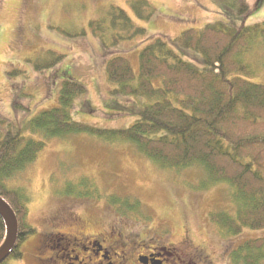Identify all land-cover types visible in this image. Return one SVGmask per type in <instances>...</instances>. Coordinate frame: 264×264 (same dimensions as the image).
Wrapping results in <instances>:
<instances>
[{
	"label": "rangeland",
	"instance_id": "obj_1",
	"mask_svg": "<svg viewBox=\"0 0 264 264\" xmlns=\"http://www.w3.org/2000/svg\"><path fill=\"white\" fill-rule=\"evenodd\" d=\"M133 1L140 0H0V121L22 129L41 112L57 107L63 82L73 79L87 89L74 102V121L104 129L128 128L138 116L111 94L115 86L106 73L110 55L126 57L138 75L140 51L155 37L174 40L187 30L224 20L225 14L234 17L233 6L238 2L142 0L154 9V14L146 18L148 8L138 11L144 13V17H139ZM257 1L247 0L252 7ZM113 6L124 10L147 35L118 44L106 56L95 37L97 26L90 24L109 22ZM237 20V25L262 23L264 0L258 11ZM51 53L63 58L46 67L54 60ZM253 59L257 73L249 80L264 84V43ZM26 135L43 140L45 147L32 164L7 184L23 189L29 197L27 222L36 233L22 245L21 260L10 259L4 264H60L53 261L56 253L65 264H78V247L75 249L62 235L77 231L81 225L91 235L106 232L121 220L126 232L137 231L148 237H164L171 231L166 244L175 246L186 228L193 243L212 257L213 264H229V253L239 244L264 239V229H244L240 236L229 239L219 235L210 222V214L232 211L224 185L203 191L200 178L193 173L163 170L127 143H107L86 134L47 140L41 135ZM82 178L93 179L99 197L70 194L71 184ZM111 195L140 200L141 213L124 215L115 210L107 203L106 197ZM61 209L85 223H62L49 241L44 237L45 230L55 226L51 218ZM98 241L91 239L85 247L95 252L101 247V255L107 258L104 264H119L109 246ZM156 255L164 263L173 261L168 251L160 250ZM181 261L187 263L186 259Z\"/></svg>",
	"mask_w": 264,
	"mask_h": 264
},
{
	"label": "trees",
	"instance_id": "obj_2",
	"mask_svg": "<svg viewBox=\"0 0 264 264\" xmlns=\"http://www.w3.org/2000/svg\"><path fill=\"white\" fill-rule=\"evenodd\" d=\"M132 5L139 17L144 13L138 11L147 8L146 18L154 14L146 1ZM261 5L262 0L253 7L247 0H238L234 17L225 14L224 20L187 30L174 40L155 37L140 51L138 75L126 57L110 55L106 73L115 86L111 94L138 116L128 128L104 129L74 121V102L87 89L73 79L63 82L57 107L41 112L22 129L0 121V200L12 209L18 223L17 241L8 260H21L22 245L36 233L27 222L29 197L23 189L7 184L45 147L43 140L27 132L46 140L86 134L107 143L130 144L163 170L193 173L200 178L203 191L222 185L228 188L232 211L210 214L222 239L238 237L244 229H264V84L249 80L257 73L253 58L264 43V21L236 24ZM90 26H97L95 37L106 56L118 44L147 35L114 6L109 22L93 21ZM51 55L54 60L46 67L63 58ZM68 191L77 197L97 195L91 178L71 184ZM106 199L124 215L140 214L143 209L138 199L118 195ZM6 236L0 216V248ZM228 259L229 264H264V239L242 242Z\"/></svg>",
	"mask_w": 264,
	"mask_h": 264
},
{
	"label": "flooded vegetation",
	"instance_id": "obj_3",
	"mask_svg": "<svg viewBox=\"0 0 264 264\" xmlns=\"http://www.w3.org/2000/svg\"><path fill=\"white\" fill-rule=\"evenodd\" d=\"M70 220H76L78 224L82 221H79L72 213L64 209L56 211L51 218V222H54L55 226L45 230L44 237L51 241V239L56 236L55 231L58 230L59 225L70 222ZM75 225L77 228V224ZM168 234L164 237L157 236L156 234L152 237H148L137 231L126 232L123 227V221L121 220L106 232L91 235L86 231L84 225H81L77 231L65 233L62 236L69 240L75 249L78 247L80 252V255L76 257L78 264H104L107 260L105 256L101 255V247H99L100 250L96 252L85 247V243L91 241V239H96V241L99 240L108 245L113 254V258L116 259L119 264H168L170 261L164 263L156 258V252L160 250L165 252L168 251V255L173 258L170 264H184V262L181 261L182 258L187 260L186 264H213L212 257L207 254L206 250L198 248V246L193 243L188 229H184V236L178 246H175L173 243L166 244L168 241H166L165 238ZM49 250L54 252L53 248ZM55 255L53 261L65 264L62 257L58 256L57 253Z\"/></svg>",
	"mask_w": 264,
	"mask_h": 264
},
{
	"label": "water",
	"instance_id": "obj_4",
	"mask_svg": "<svg viewBox=\"0 0 264 264\" xmlns=\"http://www.w3.org/2000/svg\"><path fill=\"white\" fill-rule=\"evenodd\" d=\"M0 216L3 218L6 228L7 236L5 242L0 248V264L6 262L11 254V251L17 241L18 237V223L12 209L0 200Z\"/></svg>",
	"mask_w": 264,
	"mask_h": 264
}]
</instances>
